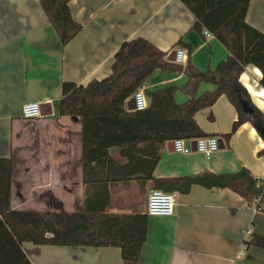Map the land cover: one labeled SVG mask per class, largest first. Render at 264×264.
<instances>
[{
  "label": "crops",
  "instance_id": "1",
  "mask_svg": "<svg viewBox=\"0 0 264 264\" xmlns=\"http://www.w3.org/2000/svg\"><path fill=\"white\" fill-rule=\"evenodd\" d=\"M41 1L0 0V215L33 264H123L118 247L34 242L39 211H81L85 197L82 121L59 114L62 85L86 86L108 78L121 46L136 38L156 45L167 61L185 50L182 65L191 62L200 71L215 69L229 52L215 37L208 38L205 30L202 34L193 30L196 18L180 0H71L70 12L82 30L66 45ZM249 7L246 22L264 34V0H251ZM262 76L251 64L240 81L252 103L264 112ZM187 79L183 73L155 70L142 88L144 93L171 85L180 89ZM214 89L204 82L198 96ZM188 99L180 91L175 96L178 104ZM36 101L49 104L46 112L52 114L25 119L23 105ZM126 109L130 110L127 105ZM237 118V109L225 95L220 96L212 107L198 112L195 121L224 147L207 158L196 151L179 154L172 141L167 142L154 176L235 174L246 168L264 181V155L260 154L264 139L256 127L246 122L229 140L223 136L231 132ZM119 152V148L111 150L121 161ZM155 188L151 180L115 186L111 212L146 213L149 191ZM173 193L174 214L149 217L140 254L143 264H264V248L247 244L253 235L264 236V213L256 206L228 188L194 185L188 194Z\"/></svg>",
  "mask_w": 264,
  "mask_h": 264
},
{
  "label": "trees",
  "instance_id": "2",
  "mask_svg": "<svg viewBox=\"0 0 264 264\" xmlns=\"http://www.w3.org/2000/svg\"><path fill=\"white\" fill-rule=\"evenodd\" d=\"M70 1H41L63 45L82 30L70 12ZM180 1L196 18L193 30L199 34L203 30L211 32L228 50V58L215 69L200 71L191 62L183 66L167 61L166 54L156 45L136 38L121 46L108 78L93 80L86 86L63 83L58 112L82 121L85 197L81 211H39L35 218L36 245L118 247L123 264H143L140 254L148 236V214H118L110 210L112 189L132 180H151L156 188L169 193L188 194L194 185L228 188L264 213V181L253 177L246 168L235 174L204 171L171 179L154 176L163 144L212 136L200 128L195 115L212 107L222 95L238 112L231 132L223 135L226 140L246 122L260 134L264 132V112L252 103L240 81L245 68L253 64L263 75L264 88V34L246 22L251 0ZM179 44L185 45L181 41ZM186 46L191 54L192 47ZM155 70L183 73L188 79L180 89L171 85L145 92L149 103L145 110H127V103ZM204 82L212 83L215 89L198 96ZM178 91L189 96L183 104L175 100ZM245 104L253 114L245 111ZM113 148H119L121 161L111 154ZM260 154L264 155V150ZM247 244L264 248V236L253 235ZM0 264H33L1 215Z\"/></svg>",
  "mask_w": 264,
  "mask_h": 264
},
{
  "label": "built area",
  "instance_id": "3",
  "mask_svg": "<svg viewBox=\"0 0 264 264\" xmlns=\"http://www.w3.org/2000/svg\"><path fill=\"white\" fill-rule=\"evenodd\" d=\"M205 34L208 38H214V35L207 30H205ZM175 59L178 64H184L186 60V51H177ZM134 98L135 110H145L148 107V99L143 88L136 91ZM22 113L25 119H37L44 116L42 105L38 101L24 104ZM172 142H174L175 151L185 156L194 151L193 142H196V152L207 158H211L214 153L220 151L221 147L220 141L213 136L198 138L195 140L175 139ZM149 192L146 205V213L149 217L172 216L174 214L177 205L175 193L165 192L159 188L152 189ZM256 202L257 200L254 201V204Z\"/></svg>",
  "mask_w": 264,
  "mask_h": 264
},
{
  "label": "water",
  "instance_id": "4",
  "mask_svg": "<svg viewBox=\"0 0 264 264\" xmlns=\"http://www.w3.org/2000/svg\"><path fill=\"white\" fill-rule=\"evenodd\" d=\"M176 55V54H175ZM169 60H171L170 58H168ZM175 59H172V61H174ZM127 106L130 110H135V98L133 97L128 103ZM244 109L248 114H253V110L248 106V105H244ZM49 107V104H42V112L44 116H48L50 114H52V112H46L47 108ZM262 137H264V132L261 133ZM174 144V142H172ZM224 145H221L220 148H223ZM193 150L196 151V142H193Z\"/></svg>",
  "mask_w": 264,
  "mask_h": 264
},
{
  "label": "bare ground",
  "instance_id": "5",
  "mask_svg": "<svg viewBox=\"0 0 264 264\" xmlns=\"http://www.w3.org/2000/svg\"><path fill=\"white\" fill-rule=\"evenodd\" d=\"M246 78V77H245ZM149 104V103H148ZM227 141V140H226ZM251 207V206H250Z\"/></svg>",
  "mask_w": 264,
  "mask_h": 264
}]
</instances>
